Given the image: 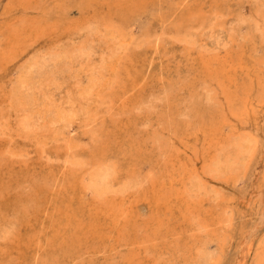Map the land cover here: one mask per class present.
<instances>
[{
  "label": "rangeland",
  "instance_id": "1",
  "mask_svg": "<svg viewBox=\"0 0 264 264\" xmlns=\"http://www.w3.org/2000/svg\"><path fill=\"white\" fill-rule=\"evenodd\" d=\"M100 16L113 17L111 27L124 28L132 42L102 30ZM88 30L95 52L69 58L71 66L65 51ZM12 47L19 48L14 57L0 62V264H15L18 242L31 227L41 230L38 220H49L52 200L67 201L73 184L94 212L105 213L103 202L129 209L119 220L107 218L106 236H85V246L104 251L86 254L83 264H212L216 237L226 244L224 263L234 264L248 244H258L264 235V0H0V54ZM121 54L119 80L111 81ZM35 58L44 63L35 65ZM23 73L32 76L24 83V111L12 104ZM21 115L38 121L30 127ZM79 156L86 166H72ZM104 160L115 167L112 181L127 189L124 196L103 198L91 188L90 173ZM183 165L201 187L193 192L188 180L184 189L194 214L185 219L177 211L167 219L149 192L166 186L169 170ZM19 214L25 217L20 236L3 238L14 233ZM202 216L218 223L199 229Z\"/></svg>",
  "mask_w": 264,
  "mask_h": 264
},
{
  "label": "bare ground",
  "instance_id": "2",
  "mask_svg": "<svg viewBox=\"0 0 264 264\" xmlns=\"http://www.w3.org/2000/svg\"><path fill=\"white\" fill-rule=\"evenodd\" d=\"M105 1V0H104ZM116 1V0H115ZM183 3V2H182ZM185 3V2H184ZM116 5V4H115ZM180 5V4H179ZM66 6V5H65ZM181 6V5H180ZM59 8V6H58ZM65 8V7H63ZM114 8V6H113ZM111 9V8H110ZM113 11V10H111ZM24 14V13H23ZM58 15V14H56ZM216 15V14H215ZM23 17V15H22ZM26 17V15H25ZM29 17V16H28ZM111 17V15H110ZM33 18V17H31ZM100 18H103V24L105 27L102 28L105 29V31L111 35L113 38L119 39L120 42L122 43H131L132 42V36H127L128 34L124 32V28H116V27H111L114 25V21L111 20L113 19V17L108 21V18L100 16ZM19 19V17H18ZM25 20V18H24ZM27 20V18H26ZM35 20V19H34ZM23 21V19H22ZM21 20L19 21L20 23L22 22ZM29 21V20H27ZM97 22L99 20H96ZM26 22V21H25ZM24 21L22 22L25 23ZM38 22V20H37ZM260 23V21H259ZM21 24V25H22ZM26 24V23H25ZM28 24V23H27ZM36 24V23H34ZM55 24V23H54ZM213 24V23H212ZM14 25H16L14 23ZM18 25V24H17ZM20 25V26H21ZM24 25V24H23ZM29 25V24H28ZM40 25V23H39ZM51 25V23H50ZM86 26V25H85ZM11 27V25H10ZM16 28V26H14ZM42 27V26H41ZM57 27V26H56ZM77 27V26H76ZM21 28V27H20ZM23 28V27H22ZM33 28V27H31ZM259 28V27H258ZM262 28V24L261 27ZM19 29V28H17ZM51 29V28H50ZM50 29L48 31H50ZM57 29V28H56ZM37 30V29H36ZM44 30V27H43ZM46 30V29H45ZM44 30V31H45ZM53 30V28L51 29ZM260 31V30H259ZM29 31H27L28 33ZM221 32V31H219ZM19 33V31H18ZM43 33V31H42ZM29 36V34H28ZM42 36V35H41ZM9 37V36H8ZM7 37V38H8ZM17 37V36H16ZM218 37V36H216ZM22 38V37H21ZM191 38V37H190ZM194 38V37H193ZM19 39V38H18ZM35 40V39H34ZM157 41V40H156ZM187 42V41H186ZM19 43V42H18ZM96 40L93 38V32L92 30H88L85 37L78 42L77 45L72 46L70 48H67L65 51L66 56L64 55V58L66 59V63H69L68 60L69 58H73L74 61H78V59L81 57H85L86 56V52H88L89 54V59L91 58V56H93L94 54V50H93V46L95 45ZM228 43V42H227ZM241 43V42H240ZM229 44V43H228ZM156 45V49L158 50L159 46ZM201 45V44H200ZM200 45H197V47H201ZM242 45V44H241ZM196 46V44H195ZM206 47V46H205ZM204 48V47H203ZM218 48V47H217ZM230 48V46H229ZM15 50H19L18 47H12L8 50H6V52H4L3 54H0V62H4L7 60H10L12 57H14V53ZM23 50V49H22ZM202 50V49H201ZM218 51V50H217ZM224 51V50H223ZM156 52V50H155ZM45 53V52H44ZM159 53V52H158ZM157 53V54H158ZM234 54V53H233ZM203 55V54H202ZM120 56V57H119ZM118 57V61L117 63L114 65V67H112V76H111V81H115L116 79L119 80V75L121 73L122 70V57L124 56L123 54L119 55ZM225 56V55H224ZM223 56V58H225ZM229 57V56H228ZM68 58V59H67ZM229 59H231L229 57ZM22 60V59H21ZM224 61V60H223ZM228 61V60H227ZM205 62V61H204ZM35 65L40 66L41 64H43L44 62L41 61L38 58H35V61L33 62ZM32 63V64H33ZM225 63V62H224ZM223 63V64H224ZM229 63V62H228ZM234 63V62H233ZM233 63L230 62V64L232 65ZM70 64V63H69ZM206 64V63H205ZM220 64V62H219ZM72 66V64H70ZM214 65V64H213ZM22 66V65H21ZM44 66V65H43ZM208 66V65H207ZM211 66V65H209ZM234 67V65H232ZM228 68V64L226 66ZM231 67V66H229ZM87 68V67H86ZM126 67H124L125 69ZM213 69V66L212 68ZM222 69V68H221ZM225 69V68H223ZM230 69V68H229ZM233 70V69H232ZM151 71V70H150ZM221 71V70H220ZM226 71V69H225ZM216 72V70H215ZM230 72V71H229ZM233 72V71H232ZM212 74V72H211ZM226 74V73H225ZM228 74V73H227ZM24 75L25 79L20 80V83L16 89L15 94L13 95V103L15 104V101H17L19 104L16 105L17 110H23L22 107L20 106V104L23 106L25 103H29V97L26 96L25 94V90L24 88V83L27 82V80H30L32 78V76H30L29 74H22V76ZM222 75V74H221ZM13 76V75H12ZM35 76V75H34ZM216 77L217 74H216ZM221 77V76H220ZM220 77H218L219 79H221ZM22 78V77H20ZM93 79V78H92ZM51 80V79H50ZM30 82V81H29ZM46 82H49V80ZM118 82V81H117ZM132 82V81H131ZM50 83V82H49ZM223 83V82H222ZM31 84V83H30ZM48 84V83H47ZM46 84V85H47ZM112 84V83H111ZM118 85V84H117ZM114 86V85H113ZM29 87V86H28ZM39 87V86H38ZM124 87V86H123ZM111 88V87H110ZM115 88V87H114ZM113 88V89H114ZM67 89V88H66ZM112 89V88H111ZM112 89V90H113ZM91 90V88H90ZM129 90V89H128ZM27 91V90H26ZM67 92V91H66ZM88 92V91H87ZM86 92V93H87ZM106 92V90H105ZM109 92V91H108ZM131 92V91H130ZM129 92V93H130ZM68 93V92H67ZM91 93V92H90ZM116 93V92H115ZM118 93V92H117ZM69 94V93H68ZM93 94V93H92ZM113 94V93H111ZM126 93H124L123 95H125ZM4 95V92H3ZM104 95V93H103ZM114 95V94H113ZM120 95V94H119ZM45 96V95H44ZM100 96V95H99ZM112 96V95H111ZM127 96V95H126ZM123 98L124 96H122V99H126ZM101 97V96H100ZM103 97V96H102ZM117 97V96H116ZM32 99L35 101H38V97L33 96ZM111 99V98H110ZM114 100V98H112ZM111 99V100H112ZM26 100V101H23ZM3 101V100H2ZM6 101V100H5ZM120 101V102H121ZM8 102V101H6ZM10 102V101H9ZM59 102V100H58ZM115 102V101H113ZM112 102V103H113ZM119 103V102H117ZM104 104V103H103ZM102 104V105H103ZM106 104V103H105ZM114 104V103H113ZM26 105V104H25ZM110 105V103L108 104V106ZM124 105V104H123ZM251 105H253V103H248L247 105V109L252 108ZM1 106V105H0ZM45 107H48L49 105H44ZM112 106V104H111ZM29 107V106H28ZM42 107V105H41ZM1 108V107H0ZM110 109V108H109ZM2 110L3 107H2ZM111 110V109H110ZM24 111V110H23ZM4 112V111H3ZM18 112V111H17ZM43 111H41L42 113ZM115 112V111H114ZM16 113V112H14ZM35 113V112H34ZM53 113V112H52ZM110 113V112H109ZM108 113V114H109ZM4 114V113H3ZM22 114V113H20ZM24 114V112H23ZM22 114V115H23ZM21 115V116H22ZM37 115V112H36ZM40 115V114H39ZM2 116V115H1ZM21 116H18V118L21 120ZM31 116V115H30ZM28 116L23 117V120H21L22 124H28L30 125L32 122H37L38 120H34ZM109 116V115H108ZM5 117V116H4ZM15 117V116H14ZM6 118V117H5ZM37 118V117H36ZM39 118V116H38ZM17 119V118H16ZM99 117L95 118L94 121L98 120ZM103 119V118H102ZM46 121V120H45ZM15 122V120H14ZM20 123V124H21ZM41 123V122H39ZM50 123V122H49ZM48 123V124H49ZM52 123V122H51ZM44 124V123H43ZM38 125L37 124V130H38ZM42 125V123H41ZM52 125V124H51ZM50 125V126H51ZM83 125V124H82ZM99 125V124H97ZM7 126V125H6ZM24 126V125H23ZM33 126V125H32ZM2 127V126H1ZM31 127V125H30ZM29 127V129H31ZM35 127V126H34ZM54 127V126H53ZM103 127V126H102ZM3 128V127H2ZM49 128V127H48ZM22 129V127H21ZM43 129V128H42ZM53 128H51L52 130ZM68 129V128H67ZM40 130V128H39ZM101 130V129H100ZM15 131V130H14ZM47 131V130H46ZM56 131V130H55ZM109 131V130H108ZM3 132V130H2ZM33 132V131H32ZM58 132V131H56ZM74 132V131H73ZM4 133V132H3ZM47 134V132H45ZM8 134V133H7ZM34 134V133H33ZM39 134V133H38ZM96 134V133H95ZM98 135V134H97ZM108 135V132H107ZM7 136V135H6ZM95 136V135H94ZM101 136V135H100ZM0 137L2 138L3 136L0 135ZM48 137V136H47ZM40 138V137H39ZM57 138V137H56ZM59 138V137H58ZM114 138V137H113ZM4 139V138H3ZM27 139V138H26ZM67 139V138H66ZM5 140V139H4ZM11 140V139H10ZM39 140V139H38ZM59 141V139H57ZM24 141V140H23ZM113 141V140H112ZM115 141V140H114ZM31 142V140H30ZM101 141H99L100 143ZM106 142V141H105ZM24 143V142H23ZM56 143V141H55ZM104 144V142H102ZM116 143V142H115ZM121 143V142H120ZM42 144V143H41ZM46 144V143H45ZM58 144V143H57ZM34 145V144H33ZM43 145V144H42ZM52 145V144H51ZM88 145V144H87ZM250 142L248 141L246 143V150L250 149ZM8 146V145H7ZM45 146V145H43ZM42 146V147H43ZM60 146V145H59ZM93 146V145H92ZM5 147V146H4ZM28 147H31L28 145ZM41 147V146H40ZM67 147V144H66ZM88 147V146H87ZM91 147V146H90ZM101 147H103L101 145ZM8 148V147H7ZM6 148V149H7ZM58 148V147H57ZM69 149V147H67ZM104 148V147H103ZM108 148V147H107ZM59 149V148H58ZM61 149V148H60ZM42 150V149H41ZM102 150V149H101ZM255 148L252 149V153L255 152ZM66 151V150H65ZM77 151V150H76ZM106 151V150H105ZM4 152V150H3ZM5 153V152H4ZM9 153V151H8ZM44 153V152H42ZM56 153V152H55ZM75 152H72L73 156H75L74 154ZM104 153V152H103ZM102 153V154H103ZM106 153V152H105ZM105 153L103 155H105ZM10 154V153H9ZM54 154V153H53ZM66 155V153H64ZM68 154V153H67ZM108 154V152H107ZM41 155V153H40ZM24 156V155H23ZM47 156V155H46ZM95 156V155H94ZM93 156V157H94ZM4 157V155H3ZM14 157V156H13ZM42 157V156H41ZM69 157V155H68ZM96 157V156H95ZM112 157L111 159H113L114 156H109ZM22 158V157H21ZM26 158V157H25ZM28 158V157H27ZM48 158V157H47ZM56 158V157H55ZM60 159V157H58ZM66 158V157H65ZM72 158V157H71ZM76 158V157H75ZM90 158V157H89ZM102 158V157H101ZM100 158V160L102 161V159ZM103 158H105L103 156ZM107 158V157H106ZM7 159V157L5 158ZM4 159V160H5ZM19 159V158H18ZM52 157H50V161H51ZM63 159V158H62ZM88 159V156H87ZM91 159V158H90ZM98 159V158H97ZM109 159V158H108ZM107 160V162L110 160ZM1 160V159H0ZM3 160V159H2ZM1 160V161H2ZM22 160V159H21ZM26 160V159H24ZM23 160V161H24ZM40 160V159H39ZM46 160V159H45ZM54 160V157H53ZM93 160V159H92ZM170 160V159H169ZM168 160V161H169ZM9 161V160H8ZM47 161V160H46ZM56 161V160H55ZM68 161V160H67ZM66 161V162H67ZM90 161V160H89ZM222 161V160H221ZM7 162V161H6ZM52 162V161H51ZM58 162V161H57ZM65 162V161H64ZM73 164L75 167L79 164L84 167V165L86 166V161L82 158V157H78L77 159H73ZM103 162V161H102ZM102 162H98L97 166L94 167L92 169V167H89L88 169H92L91 173H90V178H91V188L94 190V192L97 194V196L103 197L108 195V194H126L127 189L123 188V187H116L115 186V182L112 181V177H113V168L115 169V167L111 166V165H106L105 160L104 163ZM108 162V163H109ZM112 162V161H111ZM2 163V162H1ZM27 163V161H26ZM68 163H70L68 161ZM182 163V162H181ZM32 164V163H31ZM66 164V163H65ZM77 164V165H75ZM113 164L114 163V159H113ZM112 164V165H113ZM171 164V162H170ZM174 164V162H173ZM7 165V164H6ZM89 165V164H88ZM117 165V164H116ZM115 165V166H116ZM172 165V164H171ZM1 166V165H0ZM93 166V165H91ZM167 166V165H166ZM232 165H223L221 164V168H223V170H228L230 169ZM12 167V166H11ZM70 167V165L68 166ZM66 167V169L68 168ZM74 167V168H75ZM78 168V167H77ZM118 168V167H117ZM167 168V167H165ZM171 168V167H170ZM179 168V167H177ZM176 168V169H177ZM163 169V168H162ZM8 170V169H7ZM117 170V169H116ZM121 170V169H120ZM4 171V170H3ZM10 171V170H9ZM8 171V172H9ZM129 171V170H128ZM168 171V169H167ZM50 172V171H49ZM134 172V171H133ZM162 172V171H161ZM160 172V173H161ZM191 171H189V168L185 165H183L181 168L174 170L170 172H168L167 175V179L165 180L164 184H166V186H158V184H156L155 186H153L152 190L149 192L150 196H152L151 198V202L152 204H157L156 206L160 207L161 210L165 208V211L162 212L164 214L169 213L170 216L166 217L167 219H171L174 218L177 215V211H179V215H182L185 219H189L190 215L191 217L194 214V211L191 213L190 209V202L189 199L185 192L186 190L185 187L188 184V180L190 182V186L191 189L193 190V192L199 194L200 192V184L196 179H193V174ZM51 173V172H50ZM53 173V172H52ZM56 173V172H55ZM85 173V172H84ZM9 174H11L9 172ZM54 174V173H53ZM57 174V173H56ZM64 174V173H62ZM137 174V172H136ZM162 174V173H161ZM13 175V174H12ZM131 175V172H130ZM159 175V174H158ZM164 175V174H163ZM192 175V176H191ZM137 176V175H136ZM153 176V175H152ZM156 177V176H155ZM164 176H162L163 178ZM154 178V177H153ZM47 179V178H46ZM126 179V178H125ZM136 179V178H134ZM161 179V178H160ZM239 178H236V180H238ZM128 180V179H127ZM156 180H158L156 178ZM43 181V180H42ZM125 181V180H124ZM142 181V180H141ZM162 181V179H161ZM132 182V181H131ZM159 182V181H158ZM25 183V182H24ZM49 183V182H48ZM152 183V182H151ZM154 183V182H153ZM152 183V184H153ZM87 184V183H86ZM155 184V183H154ZM162 184V185H164ZM47 185V184H46ZM59 185V184H58ZM138 185V184H137ZM143 185V184H141ZM141 185L139 184L137 187H141ZM9 186V185H8ZM73 190H69V187L66 188V193H67V197L66 199H68L67 201H65L64 203H62L61 201H56L52 200L53 204L55 205V209L54 211L47 217L49 220H38V223H41V230H39L38 232L34 233V227H31L28 231V235L27 238L23 239L21 242L19 241V250L18 252V256L15 260V264H83L82 259L85 257L86 254L91 253L92 252H96L99 253L101 251H104L103 248H99V249H92L89 248L87 245V247L84 244V238L85 236L90 237V236H94V235H99L101 237L106 236L107 234V230H108V225H107V218H110L112 215L114 216V220H119L121 216H126L128 215L129 209H127L126 207H124L125 205L119 203L118 208L116 205H111V203L108 202H103L105 209H103L105 211V213H103L102 215L100 213L94 212L93 209H89L88 207L89 202L85 201L84 199V195L82 193V191H79L78 188L76 187L75 184L72 185ZM131 188V187H130ZM71 189V188H70ZM84 189H88V187H85ZM142 189V188H141ZM60 190L56 191V195H61L59 193ZM133 190V189H132ZM137 190V189H136ZM135 190V191H136ZM1 191V190H0ZM2 192V191H1ZM133 193V191H132ZM95 194V195H96ZM94 195V194H93ZM145 195V194H144ZM3 196V195H2ZM113 196V195H112ZM126 196V195H125ZM148 196V195H146ZM4 197V196H3ZM95 197V196H94ZM122 197V196H121ZM216 197H220L219 195H216ZM5 198V197H4ZM92 198V197H91ZM98 199V197H95V199ZM108 197H105V199ZM113 198V197H112ZM119 199V198H118ZM101 200V199H100ZM122 200V199H121ZM21 201V200H20ZM111 201V200H110ZM22 202V201H21ZM220 202V201H219ZM115 203V202H113ZM22 204V203H21ZM59 204V205H58ZM121 204V205H120ZM23 205V204H22ZM101 205H97L98 208ZM127 205V203H126ZM193 205V204H192ZM13 206V205H12ZM38 206V205H37ZM123 206V207H122ZM27 207V206H26ZM20 208V207H19ZM107 208V209H106ZM157 209V208H156ZM33 210V209H32ZM18 211V210H17ZM102 211V210H101ZM112 211V212H111ZM7 212V211H6ZM19 212V211H18ZM26 212V211H25ZM161 212V211H160ZM10 213V212H9ZM21 213V212H20ZM114 213V214H112ZM158 213V212H157ZM8 215V213H6ZM11 214V213H10ZM49 214V212H48ZM109 214V215H107ZM131 214V213H130ZM154 214V213H153ZM22 214H19V216H17V222L19 221V224L16 228V230H14V233L12 230L9 231L8 234L3 235V238H7L10 237L16 239L18 236H20L22 230L20 229L22 226L25 227V217H23ZM41 215V214H40ZM100 216H105L103 218L105 219H101L100 220ZM12 217V216H11ZM14 217V216H13ZM129 216H127L128 218ZM154 217V216H153ZM161 217V216H160ZM15 218V217H14ZM123 218V217H122ZM126 218V219H127ZM159 218V217H158ZM7 219V218H6ZM10 219V216H9ZM124 219V218H123ZM162 219V218H161ZM207 218L202 216V218L197 219V221H199V229H210L211 226L215 223L218 222H208V220H206ZM87 220H91V222L87 223ZM53 221V222H52ZM99 221V222H97ZM222 220H219V222H221ZM14 222V221H13ZM157 222V221H156ZM160 223H164V220L159 221L157 224L160 225ZM157 225V226H158ZM21 226V227H20ZM43 226H45L46 228L43 230ZM12 227V226H11ZM167 228V226H165ZM39 228V227H38ZM158 228V227H157ZM46 229H50L49 231H46ZM156 230V228H155ZM159 231V229H158ZM160 232V231H159ZM156 233V232H155ZM1 237V236H0ZM9 238V239H11ZM152 238V237H151ZM1 239V238H0ZM152 241L154 239H151ZM214 240L215 243V251H216V257H214L213 259V263L212 264H225L224 263V255H225V249H226V244L223 243V240L219 237H216ZM252 240V239H251ZM10 241V240H9ZM14 242V241H13ZM137 242H131L130 244H136ZM124 245V244H123ZM95 248V247H94ZM211 245H205L203 246V252L207 255V252L210 250ZM1 249V248H0ZM4 250V249H3ZM242 251V254H240L239 256H234V259L236 261L237 264H264V235L261 237L260 241L258 242V244L251 242L250 244H248V246H246ZM2 253V251H0ZM188 253V251H187ZM14 255V254H13ZM13 257V256H12ZM33 258V259H32ZM85 260V259H84ZM8 261V260H7ZM136 261V260H135ZM135 261L133 260H129V264L134 263ZM234 263V264H236Z\"/></svg>",
  "mask_w": 264,
  "mask_h": 264
}]
</instances>
